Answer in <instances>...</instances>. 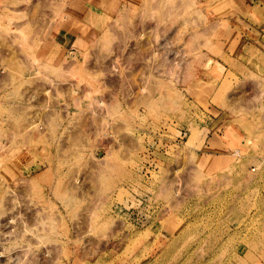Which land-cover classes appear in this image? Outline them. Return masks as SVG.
I'll list each match as a JSON object with an SVG mask.
<instances>
[{
	"label": "rangeland",
	"instance_id": "1",
	"mask_svg": "<svg viewBox=\"0 0 264 264\" xmlns=\"http://www.w3.org/2000/svg\"><path fill=\"white\" fill-rule=\"evenodd\" d=\"M69 2L0 0V264H264V0Z\"/></svg>",
	"mask_w": 264,
	"mask_h": 264
},
{
	"label": "crops",
	"instance_id": "2",
	"mask_svg": "<svg viewBox=\"0 0 264 264\" xmlns=\"http://www.w3.org/2000/svg\"><path fill=\"white\" fill-rule=\"evenodd\" d=\"M130 0H70L69 7L56 28V39L62 40L64 49L81 51L85 36H92L100 25L101 20L107 19L113 14L110 8L113 5L127 4ZM250 1V0H249ZM86 43V42H85ZM61 45V44H60ZM80 47V48H78ZM61 49V48H60ZM213 135V134H212Z\"/></svg>",
	"mask_w": 264,
	"mask_h": 264
},
{
	"label": "built area",
	"instance_id": "3",
	"mask_svg": "<svg viewBox=\"0 0 264 264\" xmlns=\"http://www.w3.org/2000/svg\"><path fill=\"white\" fill-rule=\"evenodd\" d=\"M184 135H186V133H184ZM134 204L137 205L134 206ZM123 206L127 211H131V213L137 215L139 217L137 223L142 225L148 223L156 215V213L159 212V205L155 201L152 203V199L148 196H140L135 200V202L130 201L128 203L127 201V206Z\"/></svg>",
	"mask_w": 264,
	"mask_h": 264
}]
</instances>
